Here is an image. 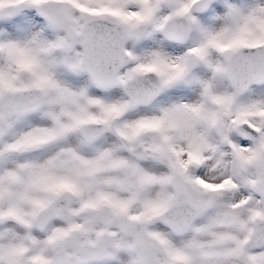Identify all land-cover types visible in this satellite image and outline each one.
I'll return each mask as SVG.
<instances>
[{
  "label": "snow or ice",
  "instance_id": "snow-or-ice-1",
  "mask_svg": "<svg viewBox=\"0 0 264 264\" xmlns=\"http://www.w3.org/2000/svg\"><path fill=\"white\" fill-rule=\"evenodd\" d=\"M0 264H264V0H0Z\"/></svg>",
  "mask_w": 264,
  "mask_h": 264
}]
</instances>
